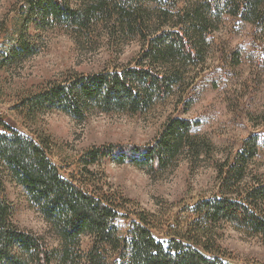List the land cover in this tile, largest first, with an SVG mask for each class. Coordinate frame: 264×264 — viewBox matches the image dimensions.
<instances>
[{"label": "trees", "instance_id": "obj_1", "mask_svg": "<svg viewBox=\"0 0 264 264\" xmlns=\"http://www.w3.org/2000/svg\"><path fill=\"white\" fill-rule=\"evenodd\" d=\"M224 16L253 26L264 47V0H23L21 26L2 50L4 59L34 54L26 42L28 30H59L87 45L100 27L111 41L136 38L141 47L128 65L51 83L22 98L17 109L30 122L51 112L76 121L91 113L144 114L182 88L191 69L204 63L207 38ZM194 127L169 118L152 144L92 147L79 156L76 175L65 178L50 158L47 136L27 135L0 119V264H236L221 247L224 225L264 239V174L252 168L258 135L216 165V194L167 224L162 240L153 234V215L94 181L92 168L105 160L157 173L184 152L198 155ZM7 185L22 190L48 227L53 246L15 225ZM119 219L128 221L124 233Z\"/></svg>", "mask_w": 264, "mask_h": 264}, {"label": "rangeland", "instance_id": "obj_2", "mask_svg": "<svg viewBox=\"0 0 264 264\" xmlns=\"http://www.w3.org/2000/svg\"><path fill=\"white\" fill-rule=\"evenodd\" d=\"M22 4L23 0H0V119L27 135L47 136L50 158L61 176L76 175L79 156L92 147L149 145L169 118L194 123L198 155L184 152L157 173L110 160L92 168L94 181L104 190L121 194L154 216L153 234L162 240L167 224L186 217L185 209L200 199L216 194V165L233 158L250 135H258L259 141L252 168L264 174V47L253 26L224 16L207 38L204 63L191 69L182 88L144 114L91 113L76 121L63 112H51L30 122L17 109L22 98L70 76L126 66L137 57L141 43L126 37L111 41L100 27L87 45L59 30H28L31 37L25 35L26 42L35 47L34 54L4 59L2 50L21 26ZM6 193L14 207L15 225L47 238L53 246L48 227L27 205L22 190L7 185ZM117 226L124 233L128 221L119 219ZM220 234L221 247L233 263L264 264V239L230 225H224Z\"/></svg>", "mask_w": 264, "mask_h": 264}]
</instances>
